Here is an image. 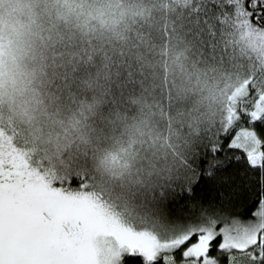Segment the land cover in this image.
<instances>
[{
    "label": "snow or ice",
    "instance_id": "snow-or-ice-1",
    "mask_svg": "<svg viewBox=\"0 0 264 264\" xmlns=\"http://www.w3.org/2000/svg\"><path fill=\"white\" fill-rule=\"evenodd\" d=\"M0 264H264V0H0Z\"/></svg>",
    "mask_w": 264,
    "mask_h": 264
}]
</instances>
